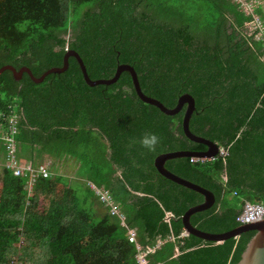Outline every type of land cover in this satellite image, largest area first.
Wrapping results in <instances>:
<instances>
[{
  "label": "trees",
  "instance_id": "trees-1",
  "mask_svg": "<svg viewBox=\"0 0 264 264\" xmlns=\"http://www.w3.org/2000/svg\"><path fill=\"white\" fill-rule=\"evenodd\" d=\"M257 12L264 18L262 7ZM250 19L231 0H0V68L27 66L41 76L73 49L92 79L128 63L142 90L168 107L193 95L191 131L226 153L172 158L166 167L214 192L215 204L191 222L223 232L240 225L244 201L264 204V40L248 30ZM185 109L170 115L143 101L129 71L91 86L74 56L42 82L2 72L0 124L5 129L10 111L17 116L19 156L35 164L44 154L76 159V176L109 190L125 225L88 184L81 193L57 173L29 189L27 176L0 163V264L17 255L36 264H138L129 228L143 248L163 240L148 254L151 264H237L255 231L223 242L185 234L182 215L204 196L155 166L160 153L208 148L185 134ZM151 132L160 140L149 151L140 140Z\"/></svg>",
  "mask_w": 264,
  "mask_h": 264
},
{
  "label": "water",
  "instance_id": "water-1",
  "mask_svg": "<svg viewBox=\"0 0 264 264\" xmlns=\"http://www.w3.org/2000/svg\"><path fill=\"white\" fill-rule=\"evenodd\" d=\"M74 56L78 60L81 70L83 72L84 78L86 82L95 86L98 84H113L115 83L123 71H129L133 80L134 88L138 96L145 102L156 105L166 114H177L179 113L185 106V113L183 116V129L188 138L193 141L200 142L207 145V149L204 151H192V150H175V151H167L160 153L155 158V166L158 171L168 179L191 188L195 191L200 192L204 196V201L189 207L185 213L182 215V221L184 225V233L185 234H193L196 235L206 241L213 242H223L232 237H238L241 233L246 231L254 230V235L248 241L245 249L241 254V258L237 262V264H264V204L262 206V217L250 221L247 223H240L237 227L223 231V232H210L197 228L191 222V216L199 211H203L211 208L216 202V196L213 191L210 189L195 183L187 178L179 176L178 174L172 172L166 167V161L168 159L177 158V157H205L212 158L220 154L221 146L217 142L209 140L203 136L197 135L193 133L190 129V120L193 115V112L196 109V101L193 95L190 93H183L180 95L177 104L174 107H168L161 100L146 94L141 87L139 77L135 67L128 63H119L116 69L115 74L110 78H99L92 79L88 74L86 65L84 60L80 56V54L76 50H69L64 56V65L63 66H55L47 71H45L41 76H35L32 72L31 68L27 66H23L17 69L15 66L11 64H6L0 68V74L5 70H11L16 79L22 78V76L27 73L30 77L36 82H42L45 77L52 72H63L69 67V57Z\"/></svg>",
  "mask_w": 264,
  "mask_h": 264
},
{
  "label": "built area",
  "instance_id": "built-area-1",
  "mask_svg": "<svg viewBox=\"0 0 264 264\" xmlns=\"http://www.w3.org/2000/svg\"><path fill=\"white\" fill-rule=\"evenodd\" d=\"M234 2L240 11H242L245 15L251 17L250 21L246 23L247 28L250 32H256L257 39L264 40V18L257 12L259 7H262V0H231ZM10 114L7 115L6 119L8 120V124L3 128L0 124L2 133V140L4 141L5 151L4 158L2 156V161L0 163L11 169L13 173L17 176L25 175L28 177L27 186L29 189L32 188L33 183L36 181L38 177H50L52 176L51 169L49 165H45L43 162L41 163H33L32 160H26L19 156V148L15 141L14 134L17 131V116L11 111ZM19 152V153H18ZM226 150L224 147H221L220 154H225ZM216 157V156H215ZM205 158V157H193L192 160H206V159H214ZM91 189L95 191V193L99 196L101 202L109 207V211L113 215H117L121 219V223L125 225V215L121 211L120 204L114 200L112 195L109 193V190L104 187L97 186L93 182H88ZM262 203H254L250 201H244L242 204V210L237 216V220L240 223H247L250 221H254L260 217H262ZM128 237L131 242H134L137 248L136 259L138 264H151L148 259V254L153 251L156 247H159L163 240H158L156 245L148 248H143L137 240V232L134 228H129Z\"/></svg>",
  "mask_w": 264,
  "mask_h": 264
},
{
  "label": "rangeland",
  "instance_id": "rangeland-1",
  "mask_svg": "<svg viewBox=\"0 0 264 264\" xmlns=\"http://www.w3.org/2000/svg\"><path fill=\"white\" fill-rule=\"evenodd\" d=\"M70 35H71V32H69L67 34V37H70ZM43 160L42 161L45 165H49L51 172H52V175L61 172L64 175L66 174L67 176L68 175L70 176V174L73 173V171L75 172V174H77V170L79 169L78 166L76 167V162H77L76 159H74V162H72L71 160H67L65 163H63L62 160L61 161H57V160L54 161V159L48 155ZM40 163H41V161H40ZM74 177L77 178L80 182H75L76 179H71V182H73V184L76 185L80 189L81 193H85V191L87 190L86 184H88V182H91V181H89L85 178H81L78 175L74 176ZM76 183H78V184H76ZM46 205H47V200L44 199L43 197H41L39 208L42 209ZM21 244H23V243L21 242ZM15 261H17L15 264H36V261L26 262L25 260H21L20 258L18 260V255L15 257Z\"/></svg>",
  "mask_w": 264,
  "mask_h": 264
},
{
  "label": "clouds",
  "instance_id": "clouds-1",
  "mask_svg": "<svg viewBox=\"0 0 264 264\" xmlns=\"http://www.w3.org/2000/svg\"><path fill=\"white\" fill-rule=\"evenodd\" d=\"M159 140V136L155 132H151L143 135L141 137L140 143L144 148L152 151L158 145Z\"/></svg>",
  "mask_w": 264,
  "mask_h": 264
},
{
  "label": "crops",
  "instance_id": "crops-1",
  "mask_svg": "<svg viewBox=\"0 0 264 264\" xmlns=\"http://www.w3.org/2000/svg\"><path fill=\"white\" fill-rule=\"evenodd\" d=\"M263 1V4H262V12L264 13V0H262ZM46 156H48V154H44L43 156L41 155V156H39L38 157V162H43L44 160L43 159H45V157ZM50 156V155H49ZM0 157H2V152L0 153ZM52 157V156H51ZM26 158V157H25ZM53 159H54V161L56 160L54 157H52ZM27 160H31V159H28V158H26ZM43 160V161H42ZM68 160H71L72 162H74V159H68ZM61 161V160H60ZM63 161V163H65L66 161H67V159H64V160H62ZM78 166V162H76V167ZM61 173V172H60ZM66 175V174H65ZM69 176V175H68ZM74 176H76V174H75V172L73 171V173H71L70 174V179H75V177Z\"/></svg>",
  "mask_w": 264,
  "mask_h": 264
},
{
  "label": "bare ground",
  "instance_id": "bare-ground-1",
  "mask_svg": "<svg viewBox=\"0 0 264 264\" xmlns=\"http://www.w3.org/2000/svg\"><path fill=\"white\" fill-rule=\"evenodd\" d=\"M203 186V185H202Z\"/></svg>",
  "mask_w": 264,
  "mask_h": 264
}]
</instances>
